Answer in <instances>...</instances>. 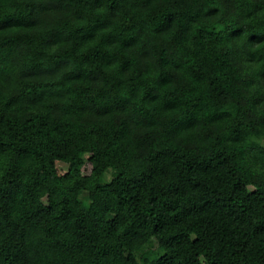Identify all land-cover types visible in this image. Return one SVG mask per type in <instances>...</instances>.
Returning <instances> with one entry per match:
<instances>
[{"label": "trees", "instance_id": "16d2710c", "mask_svg": "<svg viewBox=\"0 0 264 264\" xmlns=\"http://www.w3.org/2000/svg\"><path fill=\"white\" fill-rule=\"evenodd\" d=\"M0 264H264V0H0Z\"/></svg>", "mask_w": 264, "mask_h": 264}, {"label": "rangeland", "instance_id": "374dc122", "mask_svg": "<svg viewBox=\"0 0 264 264\" xmlns=\"http://www.w3.org/2000/svg\"><path fill=\"white\" fill-rule=\"evenodd\" d=\"M90 167V163L88 162L86 165H85V167ZM59 168H60V170H62V171H65V170H67V168H68V163H66V162H63V161H59Z\"/></svg>", "mask_w": 264, "mask_h": 264}]
</instances>
